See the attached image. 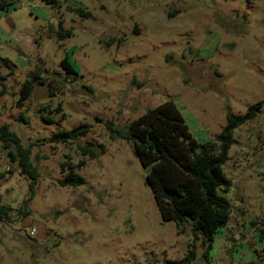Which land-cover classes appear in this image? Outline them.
Returning a JSON list of instances; mask_svg holds the SVG:
<instances>
[{"label":"rangeland","instance_id":"obj_1","mask_svg":"<svg viewBox=\"0 0 264 264\" xmlns=\"http://www.w3.org/2000/svg\"><path fill=\"white\" fill-rule=\"evenodd\" d=\"M0 60V125L30 147L39 174L31 195L0 143V264H163L192 248L190 264H264V0H13L0 10ZM165 100L198 142L262 101L232 132L223 170L233 210L209 248L161 219L133 144L106 128ZM79 124L89 132L77 142L48 140ZM87 142L95 157L80 152ZM80 160L84 183L61 185L65 163Z\"/></svg>","mask_w":264,"mask_h":264},{"label":"trees","instance_id":"obj_2","mask_svg":"<svg viewBox=\"0 0 264 264\" xmlns=\"http://www.w3.org/2000/svg\"><path fill=\"white\" fill-rule=\"evenodd\" d=\"M54 5L59 0H41ZM13 0H0V10ZM83 12V11H82ZM70 30H61V37L69 36ZM9 66L7 61L0 60ZM60 66L68 75L79 76L74 64L64 57ZM41 70L31 72L32 78L22 84L20 99H26L32 91V80L40 76ZM54 80V79H51ZM262 101L253 103L242 114H226V122L213 140L198 142L190 133L188 126L172 100L147 109L124 129L106 123L111 139L121 138L133 144L141 166L146 170L145 180L163 221H174L177 233L189 228L194 238H201L209 248L214 235L224 225L232 213V205L226 197L231 188V180L226 176L223 166L227 161V151L232 142V132L245 122L258 116ZM58 106L56 111H60ZM42 115L45 122L53 118ZM89 132L87 124H79L70 129H60L51 134L52 143H73ZM0 143L7 151L11 161H17L21 174L29 179V191L39 174L30 162V147L23 146L20 138L8 125H0ZM83 156L95 157L96 150L91 142L77 145ZM104 152L102 144L98 145ZM13 148V150H12ZM84 160L76 165L65 163L68 171L59 181L64 186H79L85 181L75 167H81ZM64 167V166H63ZM8 208L0 206V221L7 219ZM195 259V249L189 250L183 259L165 260L163 264H190Z\"/></svg>","mask_w":264,"mask_h":264},{"label":"built area","instance_id":"obj_3","mask_svg":"<svg viewBox=\"0 0 264 264\" xmlns=\"http://www.w3.org/2000/svg\"><path fill=\"white\" fill-rule=\"evenodd\" d=\"M34 233V230L32 229L31 231H30V235H32Z\"/></svg>","mask_w":264,"mask_h":264}]
</instances>
